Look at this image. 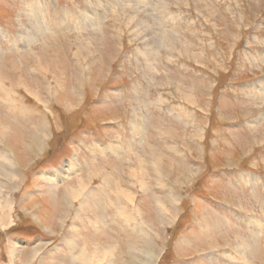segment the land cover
<instances>
[{
	"label": "rangeland",
	"instance_id": "obj_1",
	"mask_svg": "<svg viewBox=\"0 0 264 264\" xmlns=\"http://www.w3.org/2000/svg\"><path fill=\"white\" fill-rule=\"evenodd\" d=\"M103 1V23H114L113 31L92 34L101 10L84 8L93 19L82 25L84 39L75 38V22L64 14L55 32L73 39L52 50L40 46L45 54H26L18 46L5 53L23 60L2 66L8 93L0 90V131L10 143H0V207L6 200L10 211L0 209V264H87L78 261L87 243L88 264H264V0H155L148 10L159 19L160 32L133 1ZM122 10L126 15L114 21ZM7 24L13 18L0 4V25ZM150 30L160 42H146ZM143 54L151 60H141ZM37 58L44 59L41 66ZM144 82L155 92H144ZM108 93L125 99L124 108L104 110ZM134 116L146 122L132 143L112 125L122 120L129 126ZM149 152L161 162L159 171L148 169ZM75 160L90 169L73 171ZM11 172L17 182L8 181ZM93 173L85 197H99L102 205L125 186L121 197L134 198L133 214L139 216L133 227L110 207L95 222L98 212L78 203L59 222L65 199H53ZM130 173L137 176L134 185ZM54 179L59 184L53 191ZM242 179L252 186L242 187ZM228 189L253 195L233 197ZM104 220L107 233L100 234ZM109 249L112 256L106 257ZM152 251L157 262L148 258Z\"/></svg>",
	"mask_w": 264,
	"mask_h": 264
},
{
	"label": "bare ground",
	"instance_id": "obj_2",
	"mask_svg": "<svg viewBox=\"0 0 264 264\" xmlns=\"http://www.w3.org/2000/svg\"><path fill=\"white\" fill-rule=\"evenodd\" d=\"M62 1L61 0H57L56 1L57 6L55 7L54 6V3H53V0H0V4L7 9L9 15L13 18V25L7 24L8 25L7 27H3V26L0 25V70L2 71V73L0 74V90L6 91V92L8 91L6 89V87H5V82H4L5 75L3 73L2 66L8 65L9 62H17L16 64H18L19 62H21L23 60L22 57L19 56L18 54H13V55H11V54L10 55L5 54L7 51H9L8 49L11 46H13L14 49H15L16 46H18L19 48H25V50H26L25 53L26 54H30V52L35 51L36 49H39L40 52H43L41 54H45V50L42 49V48H48V49H51L52 50L57 45V43H63L64 41L67 42V41H69V39H73L74 38V35L73 34H65L63 36H60V35H58L57 32H55L57 30L55 28L57 26H59V24H61L62 16L64 14H66V15L67 14H70V20H72L71 23L75 22L74 25L77 26V27L76 26L74 27V29L77 31V33H76V36L77 37H75L76 39H79V38H83L84 39V34L83 33H84V31H85L86 28L82 27V25H85V24L89 23L91 20H93L95 18H96L95 23L92 25L94 27V29L92 30L93 31L92 34L96 35V37L101 36L104 32L113 31V28L112 27L114 26V23L113 24H110V22H106L105 26H104V23H103V21H104V16H103L104 15V12L103 11L105 10V7L103 6V3H104L103 0H98L95 5H94L95 0H86V2L85 3L83 2L80 6H77L76 3L73 2L72 0H67L66 4H64V2H62ZM109 1H111V2H115V1H119V2H122L123 1V2H126V0H109ZM127 1H133L135 3H133V2H129V3H132V4L136 5L137 8H143V10H141V11L139 9H137V12L138 13L139 12L140 13H146V15H148L150 17V21L152 20L151 23H153L156 26V28L158 29V31L159 32L162 31L161 23H160L159 19L157 18L156 14H154L155 12H153V14H152V11L150 12L148 10V8L150 6H154V1L155 0H147L148 1L147 4L138 3L140 0H127ZM156 1H158V3H161L159 5H162L163 1H167V0H156ZM30 6L35 7V9H33ZM91 7L92 8H97V9H100L101 10V12L98 13L93 19L92 18H87L84 15V13H83L84 8L87 9V8H91ZM74 10L79 12V13H76L75 14L76 16H74V14H73L74 13ZM115 15H117V17L114 18V21L115 20H119V18L120 17H123L124 15H126V13L122 10V14H121V11H120V13L116 12ZM114 21H112V22H114ZM63 23H65V22H63ZM18 30H19V33H18ZM165 31L168 32V30H165ZM95 42H96V39L94 40L93 43H95ZM172 43H174V42H172ZM45 44L47 46H43ZM176 44L177 43H175V45ZM160 45H161V43H160ZM40 46L42 48H39ZM172 46H173V44H172ZM183 47H184V45H183ZM176 49H171V50L169 49L167 51H170L172 53H175L176 51H178ZM25 50L19 51L20 54H23V52ZM12 52H15V51H12ZM53 53H55V52H53ZM143 56L145 58L143 57L141 60H144L145 62L147 61V58L149 59L148 61L151 60L150 56L148 57L147 54H146V56L143 54ZM154 58H156V57H154ZM37 59H38L39 65L41 66L44 63V59L43 58H37ZM76 59H79V58H76ZM46 63H47V60H46ZM34 64L36 65L35 67H39V66H37V62L36 61L34 62ZM35 67H32L31 68V73L32 74L39 75V73H38V71H37V69ZM126 68H129V67L126 65ZM44 71H46V69ZM250 72H252L254 74V73L257 72V70H250ZM150 75H151V73L146 72V76L148 78H149ZM134 78L135 77L133 76L132 82L135 80ZM140 86H145L146 87L145 92L148 89V93L149 94L151 93V91L152 92H155L154 91V88H152L149 85L148 82H144L143 84L141 83ZM137 93L138 92H136V90H135V94L136 95H137ZM259 96H261V95H259ZM104 100H105V102H104ZM190 101H191V99H190ZM101 102H103L104 105L106 106V107H102L106 111L108 109H110V110L111 109L112 110L118 109L121 106H123V108H124V106H125L124 103H121L117 99V96L115 94H111V93L106 94V96L103 98V100ZM235 106H237V104ZM145 122H146L145 117L139 119L138 116H136V117L134 116L133 119H132V121L130 122V125L129 126L128 125L126 126L125 124H127V123L122 122V120H121L120 123H116V125H112V126H116L117 127V131L115 133H117V134H119V135H121L123 137H125V135H128V134H129V137H133V140H132V143H133L135 140H137L138 136H141L142 135L143 130H144V127L143 126H144ZM0 136H4L2 138V140H0V143L1 144L3 143V144L6 145V143H10L9 137L7 136V133L5 131H2L1 130L0 131ZM92 141L93 140L90 139L89 142H92ZM150 149H152V148H150ZM115 150H117V149H115ZM125 150H126V148H125ZM148 150H149V148H148ZM86 152H87L86 151V147L82 148L80 150L79 156H81L83 158L84 154L86 155ZM148 154H151V153L149 152ZM120 155H121V153H120ZM149 157H151V159H153V161L148 164V166H149L148 169L149 170H154V171H156V170L159 171L160 168H159V165L158 164H161V162L160 161L159 162H154V154L153 155L151 154ZM142 158H143V156H142ZM142 158L140 160V164H141L142 167H144L145 161ZM84 160L86 161V159H84ZM3 161H6L7 164H9V162H10L7 157H4V160ZM85 161H83L81 163L79 162V160L73 161V163H72V166L74 167L73 171L75 169H77V168H79V171H81L83 169H85L86 171L89 170L90 169L89 168V164L87 162H85ZM155 161H156V159H155ZM106 164H108V163H106ZM263 164H264V161L262 162V165ZM255 165L256 166H260L259 162L256 163ZM76 174H77V172H76ZM87 174H91V171H88ZM72 175H74V173ZM95 175L96 174L93 173V175L91 177H87L86 179L80 176L81 179L76 182L77 184H76V186L74 188H72L69 192H66L64 190V193L61 195L62 197H56V199L53 200L54 203H57L58 202L57 201L58 198L60 200H62V201H63V199H65V202H61L62 204L60 203L61 205H63V206L60 207V209L62 210V213L63 214L56 216L59 219V222L64 224V222L66 221V219L69 217L70 206H74L76 203H78V204L81 205V208L84 211H87V210L90 211L92 209V210L98 212L99 215L94 220L95 222H100V220L102 219L101 215L106 216L107 215L106 213L108 212L107 210L110 207L111 209H114L117 214L122 213V217H125L126 218V219H120L119 218L120 221L125 226H127V227H133V220H135L134 216H135V214L137 215L138 213L135 212V214H133L134 211H135V209H136V207L134 208V210L132 208L135 205V200H134V198L130 197V194L129 193H128L127 197H121L123 191H126L125 186L122 185L117 190V193H115L114 197H110V196L105 197V199L103 200V203H102L103 206L100 203V198L99 197H97L99 200H95L96 197H92V195H91V197H85V195L87 194V192L90 190L89 188H90L91 184L93 183V181L96 178ZM129 175H130L129 176L130 179L131 178H133V179L136 178V179H134L135 180L134 182L132 180V182H133L132 185L136 184L137 183L136 181H138V180H137V176L135 175V173H130ZM77 176H79V175H76V177ZM78 179H79V177H78ZM252 179L254 181H256V178L253 177ZM14 180L17 182L18 181V178L15 176V174L13 175L12 172H11L10 175H8V181H11V183H12ZM240 181L242 182L241 183L242 184V187H248V186L250 187V186H252V184H250V180H248V179L247 180L242 179ZM40 184H43V183H40ZM58 184H59V181H57V180L54 179L53 182H52V184H51V186L53 187V191L55 190L56 187H58ZM7 187H8L7 185H3L2 186V188L4 189V192H3L4 194H5L6 190H8ZM50 192H51V189H50ZM50 192H48L47 194L52 195ZM244 192L245 191H243V193ZM229 193L232 194L233 197H240V198L241 197H252V195H253V193L243 194L242 192H240L239 189H237V190H235L233 192L231 190H229ZM54 195H53V197H54ZM124 198H127L128 199V201L126 200L127 201V204H125V199ZM79 199H80V202H79ZM242 199L244 200L243 201L244 204H248L251 201V199H246V198H242ZM0 200H3V203H4L3 194H1V192H0ZM93 202H95V205L98 208L96 206H94ZM90 203L92 204V206H90ZM83 205H85V207H88V209L85 210L84 207H82ZM129 207H130V209H129ZM55 208H56V205H55ZM68 208H69V210H68L69 213L66 212V210ZM0 209L3 212H7L8 210L10 211L9 202L5 200V204L2 207H0ZM102 209H104L105 211H107L105 213L106 215L102 213ZM130 210H133V211H130ZM163 210L165 211L166 215H168V211H166L165 209H163ZM124 213L125 214H131V215L125 216V215H123ZM76 217L78 218V215ZM137 217H139V216L137 215ZM115 218H117V217H115ZM88 220H89V218L87 220H85V222L87 223L86 225L89 224ZM85 222H84V224H85ZM105 225H106L105 220L102 221V223L99 225V228H98L99 230L98 231H101L100 234L102 232L103 233H107L106 232V227H104ZM103 227H104V229H103ZM88 232H89V230H87L85 233H88ZM93 233H96V232L94 231ZM102 236H104V237H102ZM98 238H100V239L101 238L102 239H107V236L106 235H101ZM109 238H111V237L109 236ZM95 240H96V242H98V239H95ZM98 243L100 245H102V244L105 243V245H107L109 248H111L112 251L114 250L113 249L114 247L110 246L108 244L109 242L107 243V241L106 242L100 241ZM75 246H77V245H75ZM75 246H71V248H74ZM86 247L89 248L88 247V243H87V246ZM87 248L85 250H82L81 251V254L79 255L78 261L80 259H81L82 262L85 260L87 262V264H88L89 263V259H88ZM89 251H90V249H89ZM98 254H99V252H98ZM150 254H151L150 257H148V258H150V261H151V259H153V260H155L157 262L158 256L155 255L154 251L150 252ZM105 255H106V257H111L112 256L110 249L107 251V253ZM71 258H73V260H75L73 255H71Z\"/></svg>",
	"mask_w": 264,
	"mask_h": 264
},
{
	"label": "crops",
	"instance_id": "obj_3",
	"mask_svg": "<svg viewBox=\"0 0 264 264\" xmlns=\"http://www.w3.org/2000/svg\"><path fill=\"white\" fill-rule=\"evenodd\" d=\"M145 35H147V34H145ZM148 35H149V37L148 38H146V42L148 43V44H150V43H156V42H160V40H161V36L160 35H157L156 33H155V31L153 32V31H151L150 30V32L148 33ZM116 39V38H115ZM141 84V83H140ZM133 90H134V93H133V97L135 98V99H137V95L135 94V90L137 89V83H136V85H134L133 86V88H132ZM145 90V89H144ZM145 92V91H144ZM127 99H129V98H127ZM118 100L120 101V102H123V100H125V99H123L122 100V97L121 96H119V98H118ZM69 187V186H68ZM67 187V188H68ZM72 189V188H71ZM70 189V190H71ZM69 190V191H70ZM53 200H55V199H53Z\"/></svg>",
	"mask_w": 264,
	"mask_h": 264
}]
</instances>
